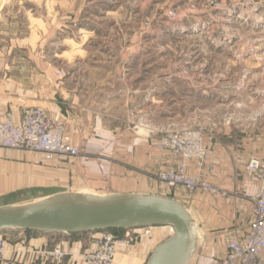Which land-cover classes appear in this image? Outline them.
I'll return each mask as SVG.
<instances>
[{"label":"rangeland","instance_id":"rangeland-1","mask_svg":"<svg viewBox=\"0 0 264 264\" xmlns=\"http://www.w3.org/2000/svg\"><path fill=\"white\" fill-rule=\"evenodd\" d=\"M0 10V48L6 54L14 48L9 63L19 67L23 59L40 56L52 66L54 79L76 88L91 108L80 123V141L68 134L81 151L64 159L68 174L52 188L0 200V206L59 192L171 194L197 224L198 256L214 250L213 236L236 225V218H254L264 184L246 170L236 178H209L206 142L230 126L245 128V99L230 94L235 83L228 77L231 61L246 51L245 17L264 23V0H0ZM172 75L190 80L187 89L211 93L181 100V78L167 82ZM186 131L201 135L207 158L203 170L190 161V181L172 186L181 157L168 143ZM89 140L94 146H86ZM94 148L103 154L85 153ZM255 150L253 157L263 159L264 146ZM57 163L45 160L47 177ZM157 231L140 235L150 238Z\"/></svg>","mask_w":264,"mask_h":264},{"label":"crops","instance_id":"crops-1","mask_svg":"<svg viewBox=\"0 0 264 264\" xmlns=\"http://www.w3.org/2000/svg\"><path fill=\"white\" fill-rule=\"evenodd\" d=\"M4 13L0 10V23ZM243 23L246 51L237 61H231L228 80L235 83V86H231L230 94L245 99L246 124L244 129L238 125L230 126L226 128L224 136L207 140L208 147H211L205 174L212 179L236 178L241 172L246 174L245 165L256 152L255 147L264 146V23L253 22L248 15ZM13 50L11 48L6 54L0 48V120L8 111L19 117L26 107L45 106L50 116L56 122L63 123L67 134L79 142V134L83 128L80 123L89 118L91 109L81 101L82 95L76 88L67 87L66 82H57L52 66L40 56L23 59L19 63L21 66L13 67L17 62L9 63ZM179 78L181 77L172 75L167 78V82L174 83ZM187 82L184 77L181 78L183 88L177 93L181 100L194 97L195 94L206 96L211 93L207 90L187 89ZM118 96H121L120 91ZM111 97L116 96L113 94ZM87 142L89 144L86 146H94L93 141ZM99 152L98 148H94L87 149L85 153L97 157L96 155L103 154ZM64 159H57L55 173H50L47 177L42 154L0 146V200L52 188L60 176L68 174L70 165ZM165 196L173 197L171 194ZM236 220V224L241 226H246L251 221H245L243 215ZM229 224V228L235 226L232 222ZM168 228H154L153 230H158L156 235L150 238L143 235L135 246L119 247L114 264H147L155 248L170 236L163 234L168 232L164 231ZM229 228H222L217 233ZM217 233L212 238L215 241L214 250H204L199 256L195 254L189 264H221L226 250L224 241ZM0 234L7 243V253L0 264H84L82 255L93 247L96 238L94 233L89 232L78 235H45L39 232L9 231ZM57 246L66 253L61 262H56L45 254Z\"/></svg>","mask_w":264,"mask_h":264},{"label":"water","instance_id":"water-1","mask_svg":"<svg viewBox=\"0 0 264 264\" xmlns=\"http://www.w3.org/2000/svg\"><path fill=\"white\" fill-rule=\"evenodd\" d=\"M162 227H169L172 234L155 248L147 264H189L199 245L197 224L187 207L171 197L59 192L0 206V233L70 235Z\"/></svg>","mask_w":264,"mask_h":264},{"label":"built area","instance_id":"built-area-1","mask_svg":"<svg viewBox=\"0 0 264 264\" xmlns=\"http://www.w3.org/2000/svg\"><path fill=\"white\" fill-rule=\"evenodd\" d=\"M175 156L181 157L178 163V175L170 177V185L188 183L185 176L188 163L195 161L199 169H204L207 149L204 140L198 133L186 131L183 137L168 143ZM0 146L14 150L40 153L47 161L60 158L77 157L80 147L68 136L66 126L56 122L47 108L43 106L26 107L19 117L8 111L0 120ZM245 170L250 177L257 178L264 184V159L251 157ZM154 228H142L126 231L124 237H119L111 231L101 232L94 239L93 247L85 252L84 264H114L119 247H130L137 242L141 231L151 234ZM225 244L226 255L221 264H264V186L256 195L254 218L246 226L235 225L229 230H223L218 235ZM135 240V241H134ZM137 240V241H136ZM134 243V244H135ZM7 253V243L0 237V260ZM56 262H61L66 253L57 246L45 253Z\"/></svg>","mask_w":264,"mask_h":264},{"label":"trees","instance_id":"trees-1","mask_svg":"<svg viewBox=\"0 0 264 264\" xmlns=\"http://www.w3.org/2000/svg\"><path fill=\"white\" fill-rule=\"evenodd\" d=\"M111 232L115 233V234H121L126 232V230H110ZM30 232V231H27ZM78 234H82V233H77V234H70V235H78Z\"/></svg>","mask_w":264,"mask_h":264}]
</instances>
